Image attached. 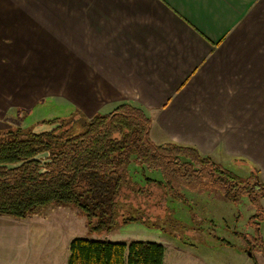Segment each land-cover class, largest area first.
<instances>
[{
	"label": "crops",
	"instance_id": "0c3cea01",
	"mask_svg": "<svg viewBox=\"0 0 264 264\" xmlns=\"http://www.w3.org/2000/svg\"><path fill=\"white\" fill-rule=\"evenodd\" d=\"M53 94L87 117L134 102L155 142L264 181V0H0V130ZM27 220L0 214V264H29Z\"/></svg>",
	"mask_w": 264,
	"mask_h": 264
},
{
	"label": "trees",
	"instance_id": "16d2710c",
	"mask_svg": "<svg viewBox=\"0 0 264 264\" xmlns=\"http://www.w3.org/2000/svg\"><path fill=\"white\" fill-rule=\"evenodd\" d=\"M76 111L51 120L50 130L22 126L0 130V214L27 219L41 205L74 203L88 224L101 230L117 223L124 193L148 195L153 186L167 199L190 204L185 189L212 186L232 201L249 199L255 208L248 220L251 230L236 235L251 257L264 256V181L256 166L243 175L194 146L155 142L151 116L134 102H119L92 117ZM164 261L165 246L155 240L127 243L75 237L68 264Z\"/></svg>",
	"mask_w": 264,
	"mask_h": 264
},
{
	"label": "rangeland",
	"instance_id": "374dc122",
	"mask_svg": "<svg viewBox=\"0 0 264 264\" xmlns=\"http://www.w3.org/2000/svg\"><path fill=\"white\" fill-rule=\"evenodd\" d=\"M4 41L11 43L12 40L5 37ZM19 41L21 55L26 60L29 53L27 38ZM54 72L50 71V74ZM36 76L47 82L49 74L41 69ZM64 99L54 94L41 97L33 109H20L18 121L8 120L12 122L11 126L30 127L38 132L50 130L54 127L51 120L67 118L77 112L74 103ZM15 108L10 112L17 114ZM230 166L243 175H248L251 171L248 169L253 168L239 167V164L238 167L236 164ZM150 188L148 195L137 194L136 197L124 193L117 209V223L101 230L91 227L74 203L39 206L27 220L29 226L26 227L30 232L25 240V231L21 229V258H26V262L28 259L29 264H68L71 240L87 237L127 243L132 240L158 241L165 246V264H255V261L264 264V256L258 253L251 257L243 250L242 237L236 235V232L251 230L248 220L255 208L247 197L232 201L214 187L207 186L198 191L185 189L190 200L187 204L167 199L158 187ZM219 238H225L233 245Z\"/></svg>",
	"mask_w": 264,
	"mask_h": 264
}]
</instances>
